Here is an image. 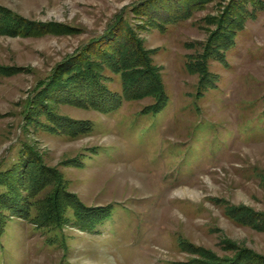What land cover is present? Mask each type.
Returning a JSON list of instances; mask_svg holds the SVG:
<instances>
[{"label": "rangeland", "instance_id": "1", "mask_svg": "<svg viewBox=\"0 0 264 264\" xmlns=\"http://www.w3.org/2000/svg\"><path fill=\"white\" fill-rule=\"evenodd\" d=\"M5 175L0 264H264V0H0ZM53 194L111 216L36 226Z\"/></svg>", "mask_w": 264, "mask_h": 264}, {"label": "trees", "instance_id": "2", "mask_svg": "<svg viewBox=\"0 0 264 264\" xmlns=\"http://www.w3.org/2000/svg\"><path fill=\"white\" fill-rule=\"evenodd\" d=\"M120 64L121 63L118 61L112 64L111 66H116L117 68L115 70L123 74L124 71L123 66ZM80 70L84 72L86 77H88L91 81V82L88 81L85 82V84L89 83L88 85L90 86H85L84 92H81V94L83 95L85 94L86 96L83 99L84 106L90 105L94 108L100 109V111H108L120 105L121 97L123 96L124 98L132 97V95L128 93L129 89H127L125 85L124 87H122V94L103 92L102 91L103 89L98 86L97 80L94 77V73L89 67L86 66V68L84 67L83 69L81 68ZM70 71L71 74L68 76L71 78L74 74H76L77 70H70ZM122 82L123 84L126 83V79L124 76H122ZM94 85L98 86L100 89L92 87ZM160 98H161V102L155 104V106L151 108L153 112H157L159 109H161L164 106L166 101L165 95L161 96ZM86 101H90V102H86ZM97 102H101L100 104L102 105L98 106ZM84 123L85 122H81L80 125H76L74 123V126L72 128L73 131H78L81 130L82 128L84 129L86 127ZM8 177L9 176L5 175L4 178H0V183L6 185V187L8 188L7 192L8 190L10 191V193L8 192L9 196L8 195L3 196V194H0V203L2 202L6 207L11 209L13 212L12 215H17L21 218H25L29 221H32V216H31L32 209L35 207L37 208V204L34 199L35 197L34 191L37 187L35 182L36 180L30 175H25V178H23L24 181L23 184H24V188L26 189V193L20 194L19 193L20 191H16L17 189H14L16 187L15 184L18 183L17 178L13 177L12 175H11L12 179L11 178L9 179ZM12 192H14L13 195ZM54 195L55 194H53L49 202L44 201V203H42L43 210L39 211V213L36 216L35 219V221L37 222L35 223L36 226L44 227L50 230L57 228L59 225L65 224L67 221V216L64 215L65 213L64 211L66 207H70L73 218H75V221L77 223H80V226H82V228L84 229L85 227L94 229L97 226V224L102 222V219L105 220L111 216L110 208L108 206L103 207L102 209L98 208L96 210L93 209L86 210V209H82L81 207L79 209L78 205L76 204L77 202L67 201V199L62 196L54 197ZM4 219L5 218L0 217V234L1 231L3 230V226L5 223Z\"/></svg>", "mask_w": 264, "mask_h": 264}, {"label": "bare ground", "instance_id": "3", "mask_svg": "<svg viewBox=\"0 0 264 264\" xmlns=\"http://www.w3.org/2000/svg\"><path fill=\"white\" fill-rule=\"evenodd\" d=\"M132 178H134V177H132ZM134 180V179H133Z\"/></svg>", "mask_w": 264, "mask_h": 264}]
</instances>
